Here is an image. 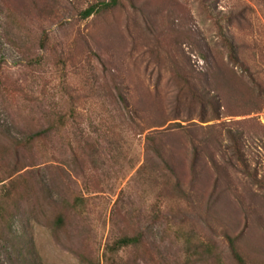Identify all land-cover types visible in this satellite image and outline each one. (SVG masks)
I'll return each instance as SVG.
<instances>
[{
	"label": "rangeland",
	"instance_id": "rangeland-1",
	"mask_svg": "<svg viewBox=\"0 0 264 264\" xmlns=\"http://www.w3.org/2000/svg\"><path fill=\"white\" fill-rule=\"evenodd\" d=\"M101 1L0 0V264H264V0Z\"/></svg>",
	"mask_w": 264,
	"mask_h": 264
},
{
	"label": "trees",
	"instance_id": "trees-1",
	"mask_svg": "<svg viewBox=\"0 0 264 264\" xmlns=\"http://www.w3.org/2000/svg\"><path fill=\"white\" fill-rule=\"evenodd\" d=\"M118 0H106V1H101L99 3V5H89L88 7H86L82 12V16L83 17H88L90 16L91 14H93L94 12H96L98 9H102V8H108V7H111L113 5H115L117 3ZM227 46L229 47V57L234 61V62H238V56L236 54V51H235V48L232 44L231 41H227ZM239 63V62H238ZM186 84H189L188 81H185ZM192 84L191 86L189 85L188 86V92H191L192 93ZM206 89H203L202 90V93L201 95L203 94L204 96H208V94H210L209 92H205ZM201 97V96H200ZM202 98V97H201ZM204 98V97H203ZM121 101L123 102V105H126L125 101L123 100V98L121 97ZM206 102V101H204ZM176 130V129H174ZM230 138L232 139V142L234 143V147L235 149H237V153H238V157H239V161L241 163H243V167H244V170L246 172H248L245 168H247V164L244 162V155L243 153L241 152L240 150V147L238 146L240 144V138H241V134H239L240 137H236L235 135H232V132L231 130H227ZM261 139V138H259ZM258 140V139H257ZM146 141L148 143H154L155 141V135L154 133H149L146 135ZM260 142L262 143V146L264 147V142L262 141V139L260 140ZM159 146V145H158ZM159 152V151H158ZM158 156L161 157V154L158 153ZM249 174H252L250 172H248ZM257 173H258V169H254V172H253V175H251L252 177V181L257 184L259 187L263 188L264 187V181L262 179H258L257 178ZM139 241V237H136V236H124V237H121L119 238V240L117 241V247H123V246H128L129 244H136L138 243ZM228 242H229V247H230V250L231 252L234 254V257L236 258V260L240 263V264H244L243 263V260L241 258V256L239 255V253L237 252L236 248H235V243H234V239L228 237Z\"/></svg>",
	"mask_w": 264,
	"mask_h": 264
}]
</instances>
